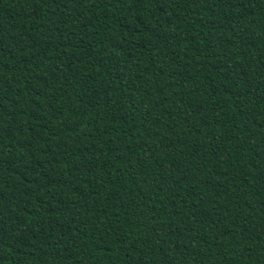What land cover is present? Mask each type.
I'll use <instances>...</instances> for the list:
<instances>
[{"label":"trees","instance_id":"1","mask_svg":"<svg viewBox=\"0 0 264 264\" xmlns=\"http://www.w3.org/2000/svg\"><path fill=\"white\" fill-rule=\"evenodd\" d=\"M0 264H264V0H0Z\"/></svg>","mask_w":264,"mask_h":264}]
</instances>
